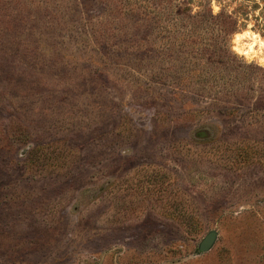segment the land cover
<instances>
[{
  "label": "rangeland",
  "instance_id": "rangeland-1",
  "mask_svg": "<svg viewBox=\"0 0 264 264\" xmlns=\"http://www.w3.org/2000/svg\"><path fill=\"white\" fill-rule=\"evenodd\" d=\"M261 40L264 0H0V264H264Z\"/></svg>",
  "mask_w": 264,
  "mask_h": 264
},
{
  "label": "water",
  "instance_id": "water-1",
  "mask_svg": "<svg viewBox=\"0 0 264 264\" xmlns=\"http://www.w3.org/2000/svg\"><path fill=\"white\" fill-rule=\"evenodd\" d=\"M216 236L217 234L215 230H210L207 232V234H205V236L200 240L198 249L201 251L209 250L213 246Z\"/></svg>",
  "mask_w": 264,
  "mask_h": 264
},
{
  "label": "bare ground",
  "instance_id": "bare-ground-1",
  "mask_svg": "<svg viewBox=\"0 0 264 264\" xmlns=\"http://www.w3.org/2000/svg\"><path fill=\"white\" fill-rule=\"evenodd\" d=\"M260 42H261L260 44L264 47V41L261 40Z\"/></svg>",
  "mask_w": 264,
  "mask_h": 264
}]
</instances>
